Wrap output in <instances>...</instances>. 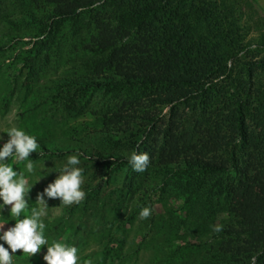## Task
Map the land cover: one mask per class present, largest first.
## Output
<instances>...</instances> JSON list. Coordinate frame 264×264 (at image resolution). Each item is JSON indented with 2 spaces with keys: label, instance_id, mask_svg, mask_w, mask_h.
I'll return each instance as SVG.
<instances>
[{
  "label": "trees",
  "instance_id": "obj_1",
  "mask_svg": "<svg viewBox=\"0 0 264 264\" xmlns=\"http://www.w3.org/2000/svg\"><path fill=\"white\" fill-rule=\"evenodd\" d=\"M30 1L52 7L43 31L69 22L85 39L76 49L78 69L51 79L63 108L82 112L89 90L128 92L122 107H141L144 97L148 105L136 114L111 112L106 125L115 129V143L147 152L152 169L174 175L191 208L202 207L204 196L203 210L230 220L214 234L242 236L235 246L242 263L264 264V33L244 43L238 18L201 0ZM39 53L25 58L20 75ZM158 105L167 113L147 108ZM37 143L31 160L48 150ZM88 156L96 165L131 168L124 156ZM198 210L195 219L204 217Z\"/></svg>",
  "mask_w": 264,
  "mask_h": 264
},
{
  "label": "rangeland",
  "instance_id": "obj_2",
  "mask_svg": "<svg viewBox=\"0 0 264 264\" xmlns=\"http://www.w3.org/2000/svg\"><path fill=\"white\" fill-rule=\"evenodd\" d=\"M201 1L217 3L216 13L234 14L244 43L255 42L264 33V0ZM51 8L30 0H0V136L7 139L5 131L13 126L36 136L48 150L33 161L45 160V172L53 171L34 184L29 205L36 206L37 192L58 175L55 171L67 156L78 155L84 169L82 190L86 196L80 204L62 206L59 198L45 197L49 206L44 221L46 237L50 242L56 239L75 245L81 264L89 260L91 264H243V253L235 250L242 236L212 232L213 225H227L230 220L220 210H203L204 196H199L202 207L191 208L188 194L174 186V175L156 172L158 168L152 169L151 164L141 173L113 165L110 160L96 165L89 159L88 152L126 158L133 153L115 143V129L106 122L118 107L131 115L144 110L148 101L141 97V107H122L123 94L128 92L89 90L80 101L86 100L82 112L64 109L63 100L52 95L55 87L51 79L78 69L76 49L85 39L74 33L69 22L43 31L40 22L47 20ZM41 40L44 43L36 48L35 42ZM37 50L40 53L34 68L20 75L25 58ZM132 96L140 94L132 92ZM147 108L160 116L168 110L164 105ZM19 170L23 171V165ZM143 207H149L152 214L140 220ZM196 209L203 218H194ZM12 224L9 220L5 228ZM45 252L46 246H41L40 252L27 260L17 251L13 264H45Z\"/></svg>",
  "mask_w": 264,
  "mask_h": 264
},
{
  "label": "clouds",
  "instance_id": "obj_3",
  "mask_svg": "<svg viewBox=\"0 0 264 264\" xmlns=\"http://www.w3.org/2000/svg\"><path fill=\"white\" fill-rule=\"evenodd\" d=\"M5 133L7 139L0 136V141H3L0 143V264H13L17 251L28 260L40 252L41 246H46L42 256L45 264H81L75 245L63 240L49 241L45 235L44 222L49 216L45 197L59 198V205L62 206L80 204L85 199L86 193L82 190L84 169L80 167L79 156H67L66 162L55 171L58 175L42 192H37L34 200L36 206H30L29 200L32 199L29 193L32 187L53 171L45 172V160L35 162L29 159L40 147L36 136L15 126L8 128ZM127 160L135 172H144L149 164L147 152H133ZM20 165H23V171L19 170ZM5 208L7 215H4ZM151 214L149 207H143L138 215L140 220H145ZM9 220L14 221V224L5 228ZM222 227L213 225L212 232L219 233ZM84 264H91V261H85Z\"/></svg>",
  "mask_w": 264,
  "mask_h": 264
}]
</instances>
